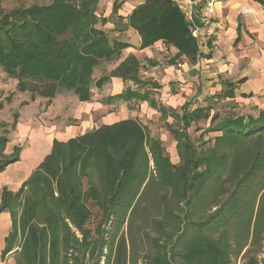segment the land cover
<instances>
[{
	"label": "trees",
	"instance_id": "16d2710c",
	"mask_svg": "<svg viewBox=\"0 0 264 264\" xmlns=\"http://www.w3.org/2000/svg\"><path fill=\"white\" fill-rule=\"evenodd\" d=\"M100 1L0 10V68L19 93L48 106L67 92L89 102L91 91L113 77L131 82L137 90L126 88L103 102L129 109L146 102L162 121L172 118L165 127L179 162L171 163L159 139L131 120L65 143L53 140L51 153L16 193L1 191L0 213L8 212L12 222L2 258L16 248V264H264V111L257 117L211 112L217 102L235 98L241 81L226 82L206 106L192 109L185 102L178 112L167 109L151 97L158 85L141 80L140 63L130 55L94 81L100 62L118 60L129 47L98 27L107 22L97 16ZM126 26L142 49L162 42L192 64L210 57L193 37L202 24L188 21L172 0H146ZM18 117L12 115L9 130L0 123V172L19 161L22 147L4 155ZM201 121L218 135L197 148L188 130ZM88 202L105 219L97 236L85 228Z\"/></svg>",
	"mask_w": 264,
	"mask_h": 264
},
{
	"label": "crops",
	"instance_id": "0c3cea01",
	"mask_svg": "<svg viewBox=\"0 0 264 264\" xmlns=\"http://www.w3.org/2000/svg\"><path fill=\"white\" fill-rule=\"evenodd\" d=\"M145 1L101 0L99 2L96 12L97 16L106 19L107 22L103 26L99 25L98 27L108 35L109 39L127 43L129 47L121 51L118 60L100 62L93 70L92 79L94 81L108 75L110 70L130 55L134 56L140 63L141 80L158 85V88L153 90L154 93L156 92L154 99L155 101L159 100V104L167 109L179 111L185 104L184 102L178 103V100L189 94V82L197 86L196 89L200 92L205 83L202 77L204 69H208L205 71L207 72L205 80H209L212 83L217 81V75H221L223 85H218V87H221L219 89L220 92L224 89L225 83L231 82L228 81L231 79L234 80L232 83L242 82L234 90V97L244 98L250 95L254 97L260 93L263 96L262 99H264V0H214L215 4L211 9H203L197 12L193 22L198 20L202 24L201 27L210 25L209 34L212 35L214 32L216 42L210 53H208L210 57L199 58L195 64H192L186 57H177L176 50L171 46H165L162 42H156L152 47L140 48L141 41L139 36L134 30L126 26V23L132 11ZM172 1L174 2V0ZM114 5L117 6L116 13L112 12ZM201 27L195 28V30L199 31ZM201 59L205 60V65L202 63L200 65ZM102 63L110 65H108L107 69L101 70L99 66ZM209 69L212 70L209 71ZM96 72H98V76H96L95 80ZM126 88H130L132 91L137 90V87L131 82L126 81L123 83L120 79L113 77L104 83L100 89L95 88L91 91L92 97L89 102L80 103L77 98L76 100L74 98L77 104L73 110H70V107L64 102V96L69 94L68 92L56 95L50 101V105L45 108L43 114L48 117L47 121L49 122L57 118L50 117V114L55 109H60L67 115L65 114L63 119H60V125L55 123L53 125L47 124L49 127H46V132H49L50 137L46 138L44 136V140L39 144V152H33V158L40 154L35 164L31 161L33 158L29 159V161L27 159L24 160V152H21L18 162L10 164L4 171L0 172V201L3 188L13 193L19 190L33 170L51 153L53 140L65 143L69 139L81 137L101 126H112V124L126 122L127 120L134 121L140 125L141 117L148 113H157L161 120V115L150 108L146 102L141 104H145L148 108L141 107L139 110L138 106H135L129 110V114L128 103L108 105L103 102L104 99L121 94ZM214 94H218V92H214ZM214 94H211L210 97L214 96ZM59 96H63L62 101H58L60 99L58 98ZM210 97H207V99ZM117 104L125 107V111L121 110L119 115L112 110ZM177 106L178 109H176ZM260 108V110L264 111V103ZM123 113L125 116L122 115ZM68 118H73L75 122L67 124ZM170 119L173 121L169 117L163 121L161 120L164 123V127L165 124L171 125L172 122L170 124L167 122ZM165 129L168 130L166 127ZM175 156L177 158V154ZM11 228L10 214L8 212L0 213V264H16L14 258L16 248L2 258L5 241Z\"/></svg>",
	"mask_w": 264,
	"mask_h": 264
},
{
	"label": "rangeland",
	"instance_id": "374dc122",
	"mask_svg": "<svg viewBox=\"0 0 264 264\" xmlns=\"http://www.w3.org/2000/svg\"><path fill=\"white\" fill-rule=\"evenodd\" d=\"M52 1L53 0H0V10L6 13L7 11H11L12 9L20 7L26 8L35 4L39 6L50 5ZM210 27V25H203V27L199 28L200 30L197 31L196 38L194 37L195 39H197L199 50L203 56H206L208 55V53H210V50L215 46L216 42L214 38L216 36H214L213 34L214 32L212 33V35L209 34ZM199 63L200 65L201 63L203 65L206 64L204 59H201ZM108 65L110 64L102 63L99 68L101 70H105L108 68ZM206 70L208 69H204V72L202 73L203 80L206 84L204 83L200 92H198V90L196 89L197 86L189 82V94L184 97H181L178 100V103L189 102L192 108L206 106L207 97H210L211 94H214V92H220L219 89L221 87H218V85H223L221 75H217V81H214L212 83L209 80H205L207 77V72H205ZM211 70L212 69H209V71ZM96 76H98V72H96L95 80ZM228 81L234 82V80L231 79H229ZM205 91L207 93L206 95ZM155 93L154 91H152L153 99ZM8 96L10 97V101H6ZM235 97L236 98H234L233 100L229 99L225 100L224 102H217L211 112L213 114L215 112H218L222 116H228L230 114H233L234 116L244 117L258 116L259 110L261 109L260 106L264 103V99H262L263 96H261L260 93L256 94L254 97H252L251 95L245 96L244 98H240L238 96ZM58 98H60L59 100L57 99L58 101H60L61 99L63 100V96H59ZM74 98L76 100V96L72 93H69L64 96V102H66V105L70 107V110H73L75 108V105L77 104ZM157 101L158 103H160L159 100ZM136 106H138L139 110L141 107H146L145 104L141 103L137 104ZM47 107L48 105L46 103V100L37 97L34 101H32L29 93H19L16 89V81L8 78L0 68V123L7 127L5 128V130H9V127L13 120L12 115L14 113H18L19 115L18 123L15 130L9 132L8 143L5 146L4 155L8 156L14 146L22 147L21 152H24V160L27 159V161L33 158L32 155L34 151L39 152V144L42 140H44V136L46 138L50 137L49 132H46V127H49L47 124L53 125V123H55L60 125V119H63V116L66 114H64L63 111H61L60 109H55L53 113L50 114V117L57 118L49 122L47 121L48 117L43 114L45 108ZM124 108V105L120 106L117 104L115 105V107L112 108V110L119 115L121 114L120 111H123ZM127 109L129 114V110L131 109ZM176 109H178V106L176 107ZM122 115L125 116L124 113ZM140 121V125L145 129L146 134L150 138H153L155 140L159 139L160 143H162L164 154L170 159L171 163L178 164L179 160L175 156L176 153L174 138L172 134H170L169 131L163 126L164 123L160 120L159 115L157 113H148L144 117H141ZM74 122L75 121L73 120V118H68L67 124H72ZM167 122L170 124L172 120H167ZM207 126L208 122L201 121L197 125H191L190 129L188 130V133L197 148H201L202 146H204L203 143H205L209 139L211 140L215 138L218 135V133L216 132H208ZM2 130L3 128L1 127L0 136L3 134L1 133ZM39 156L40 154H38V156H34L31 161L35 164V161L39 159ZM148 170L152 171L151 161L149 162ZM86 182L87 180L86 178H84V180L82 181L83 190L87 188ZM86 205L91 210V220L85 225V228L89 229L92 234L97 236L96 231L100 227L101 230L105 228V225H103L105 219L96 207H92V204L90 202L86 203ZM139 208L140 207L138 206L137 210H135L134 212H138ZM109 229L110 225L106 227V230ZM124 229H126V227H123L122 230ZM262 257V255L259 256V258ZM237 264H243V262L240 261Z\"/></svg>",
	"mask_w": 264,
	"mask_h": 264
},
{
	"label": "built area",
	"instance_id": "2783aa9c",
	"mask_svg": "<svg viewBox=\"0 0 264 264\" xmlns=\"http://www.w3.org/2000/svg\"><path fill=\"white\" fill-rule=\"evenodd\" d=\"M177 8L185 14L188 21L192 22L197 12L203 9H211L215 4L214 0H174ZM197 31L193 32L196 38Z\"/></svg>",
	"mask_w": 264,
	"mask_h": 264
}]
</instances>
